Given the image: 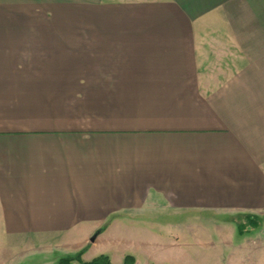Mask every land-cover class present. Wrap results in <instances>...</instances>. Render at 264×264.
<instances>
[{
    "label": "crops",
    "instance_id": "obj_1",
    "mask_svg": "<svg viewBox=\"0 0 264 264\" xmlns=\"http://www.w3.org/2000/svg\"><path fill=\"white\" fill-rule=\"evenodd\" d=\"M0 157L40 256L163 263L123 221L263 215L264 0H1Z\"/></svg>",
    "mask_w": 264,
    "mask_h": 264
},
{
    "label": "rangeland",
    "instance_id": "obj_2",
    "mask_svg": "<svg viewBox=\"0 0 264 264\" xmlns=\"http://www.w3.org/2000/svg\"><path fill=\"white\" fill-rule=\"evenodd\" d=\"M82 17L83 12L76 13L77 19ZM2 161L0 157V180L4 179ZM4 206H7V203ZM8 206L14 207L13 204ZM2 212L0 197V213ZM18 222L22 224L23 221ZM109 222L111 221H104L103 228L90 239L89 245L97 241L99 235L109 226ZM254 222L256 226L253 225ZM29 224L30 221L25 222V226ZM123 224L128 228L124 230L131 233H136V229L140 234L146 230L155 232L157 236L149 241L153 242L154 238L156 246L159 247L157 251L160 249L164 253L159 256L157 252L156 260L159 262L158 260L165 258V262L156 264H264V214L250 215L249 218L243 214L230 217L218 213H182L162 220L123 221ZM241 225L243 233L239 229ZM9 227L15 226L3 216L0 217V264H55L63 259L59 253L40 256L55 246L42 249L44 239L36 238L32 234L9 233ZM120 231L123 229L118 230ZM109 241L108 239L106 242V238L98 241V251L109 250L110 247H106L110 245ZM99 256L101 254L97 255ZM161 256L162 258H159Z\"/></svg>",
    "mask_w": 264,
    "mask_h": 264
},
{
    "label": "trees",
    "instance_id": "obj_3",
    "mask_svg": "<svg viewBox=\"0 0 264 264\" xmlns=\"http://www.w3.org/2000/svg\"><path fill=\"white\" fill-rule=\"evenodd\" d=\"M247 217L250 218V215H247ZM254 226H256L257 224L254 222L253 223ZM240 232L243 233V227L242 225L239 227ZM84 251L79 252L76 256H72V257H66L63 258L59 261V264H72L73 262H78L80 264H112L110 261V258L108 256L105 255H101L95 259H93L90 262H85L82 260V255H83ZM135 258L133 256H127L124 260L123 264H135Z\"/></svg>",
    "mask_w": 264,
    "mask_h": 264
}]
</instances>
